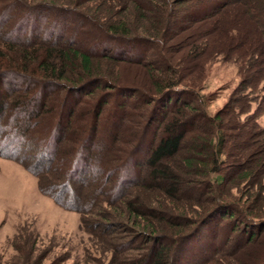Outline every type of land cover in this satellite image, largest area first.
<instances>
[{"label": "rangeland", "instance_id": "374dc122", "mask_svg": "<svg viewBox=\"0 0 264 264\" xmlns=\"http://www.w3.org/2000/svg\"><path fill=\"white\" fill-rule=\"evenodd\" d=\"M39 1L27 0V3L31 7H35ZM124 1L125 3H121V7L128 5L126 2L128 0ZM217 1L185 0L180 5L172 6L179 11L173 16L174 20H170L171 27L165 40L162 42L156 40L144 44L145 46L136 44L134 45L136 47L133 46V50L121 55L116 54L118 47L112 41H107L106 47L102 49L92 45L91 42L94 41V36L99 28L95 23L90 22L89 24L75 14V9L72 10L70 7L64 6L62 11H65L62 14L56 15V12L52 14V18L59 19V23L55 24L57 27L54 29L57 33L51 36V41L60 42L65 48H79L97 56L106 52L104 48L108 47L107 53L113 55V60L104 67L108 68L107 78L109 80L105 84H101L99 80L92 79L95 82H82L76 90L66 92L64 91L65 87L59 88V84H56L58 87L47 85L42 88V86H34L28 81L26 82L24 77H17V75H8L3 80L0 79V105L4 102V108L0 113V264H121L120 260L136 256L144 250L142 246H139L142 244L141 240L134 236L132 226L121 227L117 223H112V217L105 213L108 211L109 205L105 200L95 207L89 203L93 201L90 195L94 191L98 172L93 166L99 164L95 161L96 157L92 154L90 156L88 153L92 151L96 154L98 144H87L84 158L87 159L86 162L89 165L85 169H83L84 165L80 166L79 170L75 172L76 175L71 179L66 180L62 176V171L54 165L56 160L54 150L57 145L59 148L64 146L63 150L69 151V145L78 143L79 137L84 135L90 121L87 116L89 111L94 110L93 117L96 118L95 125L98 129L95 138L99 139L98 142H102L103 138L99 137H102L101 133H103L104 137L108 136L113 141L114 152H120L121 149L118 148L121 145L128 148L124 152L128 155L141 135V130L143 131L147 127L146 116L138 115L141 111L145 112L146 108L157 107L159 117H162L165 112L168 116L174 113L177 106H182L183 100H192L195 107L199 106L208 116H214L231 98L238 99V93L243 92V94L249 95L246 101L238 102L244 113L239 116L231 115L225 129L228 142L225 158L229 162L226 170L232 171V167L236 166L240 156L250 149L251 146L246 148L248 144L254 145L257 143L256 141L264 137V74H259L255 70L258 67L264 69V56L261 57L262 62L250 66L252 60L249 61L246 51L254 52L264 49V41L259 29L263 21L254 17L253 20L256 22L254 23L248 11L247 0H235V3L233 2L231 7H227L228 10L224 13L225 7H222L221 11L215 7L214 3ZM262 1L264 0H250L253 6L264 10ZM21 2L24 3V0ZM0 6H4V2L0 1ZM44 7L50 8L48 5ZM94 8H97V5H94ZM208 8L210 11L216 10L214 15L205 17L204 21H198V15ZM42 10L44 8L40 12ZM103 10L104 12L100 13L104 15L106 14L105 6ZM43 12L51 15L48 10ZM125 12L127 13L128 10L124 9ZM135 14L136 12L133 16H136ZM44 19L38 20L34 26L44 27V24L39 25ZM177 21L179 23L175 25L174 22ZM66 25L70 27L67 30L63 28ZM183 25L186 29L182 31ZM34 26L29 25L27 33H32L31 30ZM168 26L167 22V28ZM10 28V22L3 29L0 28V38H8L6 35ZM60 30L64 36L59 33ZM23 31L24 28L19 33ZM50 34L42 32L41 38H45L46 35L50 36ZM11 38L15 37L11 36ZM3 43L4 41H0V45ZM161 46H164V50L160 49ZM144 48L147 51H144ZM29 53L30 56L36 57L39 52L34 50ZM138 57H141V60ZM133 58H136V61L130 63L128 60ZM149 63L154 68L152 73H150L151 68L149 70L147 65H143ZM165 65L172 67L183 84L179 83L174 87L175 89L167 90L170 92L167 95L152 93L153 101L145 102L144 98H141V94H149L147 90L154 81L152 76L157 79L164 78L165 74L161 70H165ZM165 77L168 75L166 74ZM118 84L126 85L123 88L126 92L117 96L115 102L112 101L109 93L112 91V85ZM37 87L39 88L37 94L41 93L39 95L36 94ZM28 89L30 90L28 91ZM6 92L8 95L5 96ZM32 94H35V103L33 104L35 106L46 96L47 116L45 117L47 119L45 122L41 121L35 124L33 120L29 122L26 116V112L29 110L26 107L30 108L32 105L27 103L24 98L26 95L31 96ZM190 94L192 96H189ZM170 97L173 100L167 104ZM20 99L22 102L19 105L18 100ZM60 102L65 106L60 110L61 126L55 128L57 132L54 137V133L50 131H52L51 124L55 117L51 118V112L55 105L54 116L57 117L59 114L58 103ZM26 103L27 106H25ZM86 112L88 113L86 114ZM137 115L140 117L138 124L133 120V117L136 118ZM160 119L154 122L151 128L145 129L147 141L143 150L135 158L137 164L131 168L138 170L141 177L147 171V167L141 162H144V157L148 156L151 141L158 140L160 136ZM12 120L21 123L20 134L18 133L15 139L22 140L21 143L16 146L14 144L13 147L8 141H4L7 130L11 129ZM5 123L9 124L8 129H6ZM67 125L70 126L69 129L64 130L61 135L65 136L64 139L58 142V132ZM116 130L120 131L121 137L114 141ZM24 131L27 132V135H24ZM37 131V134L30 135V132L36 133ZM257 131L259 134H256ZM75 132L77 136L73 138L72 135ZM39 133L44 136L48 134L46 137L52 139L51 150L47 146L48 143L45 144L41 140L44 136H40ZM93 146L96 148L95 150H93ZM6 154L7 156L11 154L13 158L7 157ZM96 159L104 161L103 154L98 155ZM100 170L103 172L102 168ZM114 178L115 175L111 177L110 185L114 184ZM39 182L46 190L57 194L66 207L54 202L50 195L42 192ZM262 184L264 186V179ZM129 190L127 189V198L130 201L137 198V195L141 199L143 196L150 199L147 192L141 189L135 191V188H129ZM235 191L233 190L234 193ZM105 195H102L101 198H106L107 195ZM153 205L158 207L157 204ZM166 206L167 203H165ZM192 210H196V212L193 215L190 214L189 217L195 221L198 218V206L189 207V211ZM102 212L105 216L101 215ZM233 224L235 225L234 222L229 223L228 216L223 217V215L217 216L209 222V229H217L216 232L214 231L215 235L212 237L210 235V240L215 241V246L224 241L226 238L224 233L228 229L232 231ZM196 227L197 224L194 225V228ZM242 227L241 225L237 227L238 229L229 239V244L239 235ZM192 231L190 230V232ZM205 235L204 233L199 238L197 236L188 243L190 247L188 253L181 255L183 257L179 263L198 264V260L196 261L194 258H197L199 248L203 247ZM124 241L131 246L128 250L119 252V247H117L118 250L116 249V242ZM136 246L140 248L138 249ZM172 248L174 250L175 247L172 246ZM184 257L185 259H183ZM235 257L231 260L233 264H263L264 230L259 238L243 247Z\"/></svg>", "mask_w": 264, "mask_h": 264}, {"label": "trees", "instance_id": "16d2710c", "mask_svg": "<svg viewBox=\"0 0 264 264\" xmlns=\"http://www.w3.org/2000/svg\"><path fill=\"white\" fill-rule=\"evenodd\" d=\"M0 1L4 2V6H0V28L3 29L8 22L11 25V28L7 30L9 32L6 35L8 38H0V41H4L0 45L2 49H0V79L3 80L8 75H17V77H24L26 82L28 81L34 86H42V88L47 85L57 86L56 84H59V88L65 87L64 91L66 92L76 90L82 82H95L92 79L105 84L109 79L107 78L108 68L104 67L113 60V55L107 53L108 47L104 48L106 52L102 53L101 56H97L79 48H65L60 42L51 41V36L57 33L54 28L59 23V19L52 18L54 12H56V15L62 14L65 11H62L65 8L64 6H68L72 10L75 9V14L82 17L89 24L90 22L95 23L99 28L96 36H94V41L91 42L92 45L102 49L106 47L107 41H112L118 47L116 54L121 55L124 52L128 53L133 50V46L136 44L145 46L144 44L156 40H161V42L165 40L171 27L170 20H174L175 17L173 16L179 11V9L172 6L185 2V0H128L126 1L128 5L121 7V3H125L124 0H40L38 5L31 7L27 0H24V3L21 2L23 0ZM233 2L235 3V0H218L214 5L218 8V11H221L222 7H225V9L231 7L234 4ZM262 2L264 4V1ZM246 3H248L251 19L253 20L255 17L263 21L260 27L259 24L257 26L261 30L262 40L264 41V10L253 6L250 0H247ZM45 5L50 8H45ZM94 5H97V8H94ZM104 6L106 14L103 15ZM39 8L50 11L51 15L45 14L44 10L40 12L41 9ZM124 9L128 12L124 13ZM225 9L223 13L228 10ZM32 11H39L40 13H33ZM215 11H210L209 8L204 9L198 15V21H204L205 17H211ZM135 12L136 16H133ZM41 18L46 19L41 20L43 23H39V25L44 24V27L34 26ZM174 23L176 25L179 22ZM254 23L256 22L254 21ZM29 25L34 26L31 30L32 33H27L30 28ZM22 28H24V31L19 33ZM63 28L67 30L70 27L66 25ZM185 29L183 25L181 30ZM61 31L59 33L64 36ZM42 32H49V34L52 32L53 34L41 38ZM11 36L15 38L12 39ZM160 49L164 50V46H161ZM34 50L39 52L36 57L30 56L29 53ZM144 51H147V49L144 48ZM246 51L248 52L247 58L249 61L252 60L250 66L262 62L261 57L264 56V49L254 52L251 50ZM138 58L141 60V57ZM140 60L137 59V61ZM128 61L130 63L135 62L136 58ZM143 65H147L148 69L151 68L149 70L152 73V69H154L152 64ZM255 70L259 74H264L262 67ZM161 71L165 76L167 74L168 77L164 76L163 79H157L152 76L154 81L147 90L149 94H141V98H144L145 102L153 101L152 97L154 95L152 93L167 95L170 94L167 90L175 89L174 87L179 83L183 84L171 66L165 65V70ZM124 86L126 85H112V91L109 93L111 99H113L112 101L116 102L115 98L126 92L123 90ZM38 90L37 87L36 94ZM39 94L41 93L37 95ZM238 94V99L231 98L214 116H208L199 106L195 107L191 102L192 100H183L181 102L182 106H177L178 108L174 109V113L168 116L165 112L163 116L161 113L162 117H159L157 107L146 108L145 112L141 111L138 115L140 117L146 116L147 129L151 128L153 123L161 118V123H159L160 136L158 140L151 141L148 156L144 157V162H141L147 167V171L142 177L138 170L131 168L137 164L135 158L143 150L147 141L146 128L143 131L141 130V135L137 138L133 151L130 150L126 155L124 152L128 148L120 145L118 149H121L122 153L121 151L116 153L113 151V141L108 136L104 137V134L101 133L102 137L99 138H103L102 142H98L99 139L95 138L98 129L95 125L96 118L93 117L94 110H92L89 111L90 113L86 112L92 122L89 121L84 135L79 137V142L69 145V151H64V146L59 148L57 145L54 150L56 155L54 165L62 171V176L68 180L76 175L75 172L79 170L80 166L84 165L83 169L88 167L89 163L84 158L87 144H98L96 154L92 151L88 153L96 158L101 153L104 156V161L95 158L99 165L93 166L98 172L94 191L90 195L93 201L89 203L95 207L105 200L109 204L108 211L105 213L112 217V223H117L121 227L132 226L133 231H131L134 236L141 240L143 245L139 246L144 249L142 253L136 256L120 260L121 264H184L179 263V260L183 257H181L182 254L187 255L190 248L188 243L197 236L198 238L201 237L204 233L206 235L204 244H202L203 247L199 248L197 258H194L196 261L198 260V264H233L231 260L236 258L235 256L240 253L243 247L261 236L264 230V186L262 184L264 179V137L256 141L257 143L254 145L252 143L248 144L246 148L251 146L250 149L240 156L236 166L232 167V171L226 170L229 165L228 160L225 158L227 155L226 148L228 147L225 130L227 120L231 115L239 116V114L244 113L238 102L246 101L249 97L243 92ZM6 95H8L7 92ZM22 99L18 100L19 105ZM24 99L32 105L30 108L29 106L26 107V109H29L26 112L29 122H32V120L35 124L41 121L45 122L47 119L45 117L47 116L46 96L39 101L37 106L33 105L35 94L26 95ZM172 100V97H170L167 104ZM27 103L25 106H27ZM64 106L62 102L58 103L59 116L57 115V117L54 116L56 112L55 105L51 112V118L55 117L53 124H51L52 131H50L54 133V137L57 132L55 128L61 126L62 116L60 110ZM3 108L4 102L0 105V113H2ZM126 112L128 113V111ZM138 115L136 118L133 117L137 124L140 120ZM5 126H9V124L5 123ZM20 126L19 121L13 122L12 120L11 129L7 130L8 132L6 131L4 141H8L11 147L22 141L21 139H15L16 135L20 134ZM69 127L67 125L62 131L58 132V142L64 139L65 136L61 135ZM26 133L24 135H27ZM37 133L38 131L36 133L30 132V135ZM256 134H259L258 131ZM39 135L44 136L42 133H39ZM47 135L41 140L45 144L48 143L47 146L51 150L53 141L46 137ZM21 136L23 137V135ZM36 136L38 138V135ZM76 136L75 132L72 137L75 138ZM120 137V131L116 130L114 141ZM66 147H68L67 144ZM96 148L93 146V150ZM7 157L13 158L11 154H8ZM99 166L101 167L99 168ZM101 168L103 172L100 170ZM102 173H105V175H102ZM114 175V184L110 185L111 177ZM39 184L42 192L50 195L54 202L66 207V204L59 199L57 194H52L40 182ZM129 188H135V191L141 189L147 192L146 194L150 196V199L144 196L141 199L137 195V198L133 201L128 200L127 189L129 190ZM233 190H236L237 193L236 191L234 193ZM104 194L107 196L105 195L106 198L103 199L101 197ZM88 199L90 200V197ZM159 202L160 204H158ZM165 203H167L166 207ZM153 204H157L158 207ZM192 206H198L199 210L198 218L195 221L192 217H189L190 214L193 215L196 212V210L189 211V207ZM101 215L105 216L104 212ZM222 215L223 217L228 216L229 223L234 222L235 225L233 224L232 231L230 230L231 233L229 229L224 233L226 237L224 241L215 246V241L210 240V235L211 237L215 235L214 231L216 232L217 229H209L208 224L215 217ZM196 224L197 227L194 228ZM242 224H244V227H242ZM239 225L242 227L239 235L229 244V239H231L232 234L238 229ZM190 230L193 231L190 232ZM116 245L117 250V247H119V252H124L131 246L126 244L125 241L122 243L116 242ZM139 246H136V248L139 249ZM172 246L175 247L174 250Z\"/></svg>", "mask_w": 264, "mask_h": 264}]
</instances>
